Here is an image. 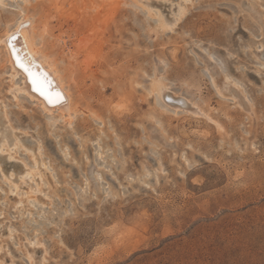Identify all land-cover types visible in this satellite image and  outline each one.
Listing matches in <instances>:
<instances>
[{
  "label": "rangeland",
  "instance_id": "374dc122",
  "mask_svg": "<svg viewBox=\"0 0 264 264\" xmlns=\"http://www.w3.org/2000/svg\"><path fill=\"white\" fill-rule=\"evenodd\" d=\"M10 1L0 35L22 3ZM186 5L175 30L156 36L141 11L119 4L93 75L75 69L71 127L9 99L0 62V143L19 142L0 146V264H264V0ZM154 70L221 129L154 109L143 89ZM222 72L219 94L210 80ZM29 151L39 176L25 177Z\"/></svg>",
  "mask_w": 264,
  "mask_h": 264
},
{
  "label": "bare ground",
  "instance_id": "6f19581e",
  "mask_svg": "<svg viewBox=\"0 0 264 264\" xmlns=\"http://www.w3.org/2000/svg\"><path fill=\"white\" fill-rule=\"evenodd\" d=\"M20 1L22 3L16 5L18 7V10L16 13H14L15 17L13 16V18L8 21L9 23H6L4 32L0 35V62L4 67L3 74L8 82L7 94H9V99L15 101L14 103H16V105L19 107L21 106V108L22 104H20V102L22 101V99H24L25 101H27V103L34 107V109H37L41 115H44L52 125L57 126V124H61L64 125L63 127H71V125L74 124L75 116L81 113L78 101L80 97L75 99L76 97L74 98L73 96L74 89L77 88L76 86L78 85L77 79L74 75L76 73L75 69L76 67L78 69L81 68L80 71H82L83 73L90 71L87 76L93 75L95 68L91 69V66L94 63L96 64V61H98V58L101 56V45L108 40V38H104V35L106 34L107 36H113L110 30H105L107 27L104 28L103 26L107 21H109L110 16L119 7V4L128 5L135 11H141L145 19H150L152 21V29L154 30V34L156 36H159L160 34L163 35L175 30L176 26L183 19L187 11L188 6L186 5V3L189 0H68L66 8L64 6V0ZM3 3L4 0H0V5H2ZM8 3H11V1ZM13 3L15 2H12V4ZM31 5L32 7L36 8H34L33 12L29 11V6ZM55 14L56 16L60 17V19L62 18L61 23L59 21L58 23L60 24H58V26L56 25L57 33H54L53 31L55 27H52L49 24L50 18H52V16H55ZM69 20H73L72 27L68 25ZM62 24L65 25V27ZM84 25L85 28H81V26ZM11 34H15L16 36L14 43L16 49L19 51V54L25 59L30 60L34 64L33 70L46 72L49 74V79L52 81L50 91H61L65 94L66 100L63 103L49 104L45 97L41 96L40 93L34 89L31 81L27 77V74L24 73L21 68L14 65L13 60L10 56L9 46L5 42L7 37ZM72 37H75V39L73 40ZM80 55L83 56L82 59L79 58ZM99 60L101 61V59ZM160 60V63H164V60ZM98 67H102V65L100 64ZM161 67H163V65ZM214 67L218 68L216 69V71L213 70L215 71V74H217V70H220V67L218 65H215ZM161 71L163 72V70ZM82 75L80 77L84 78ZM214 75H211L210 80L211 84H213L214 86L213 88H215L217 93L224 94L223 83L230 78V75L226 72H224L223 74L222 72L220 74V80H217ZM221 80L222 83L220 82ZM133 86H140V82H135L132 87ZM171 86L173 85H170L169 82L165 80V78L163 77V73H161L159 70H154V73L149 77L148 86L143 88L145 91V96L153 97L154 109H156L159 113H164L167 111L171 112L176 117L177 115L182 113L191 115L193 117L202 116L206 120L216 123L208 113L204 112L203 110H201V108H199L198 105H196L195 99L191 97L190 94H188L189 89L187 87L186 88L188 90L182 92L180 90L174 89ZM124 101L125 100H122V98H120L114 105L116 107L122 108L124 105ZM6 105L4 104V109H6ZM87 111H89V115L94 116L99 120V117L95 111ZM156 120L158 121V119ZM216 125L218 129H221V126L218 123H216ZM18 145L19 142H15L14 147L9 148L6 140L4 139L0 143L2 150L6 149V151L16 149ZM37 150H39L40 152L39 146L37 147ZM37 150L36 152H38ZM29 153L30 159H32V166H29L28 168L26 167L25 177H33L34 175H36L35 167L37 164V160L32 151H29ZM100 154L102 153L100 152ZM110 155L112 156V154ZM106 156L108 157L109 155ZM42 164L45 163L42 161ZM161 169L162 168H160L159 170L161 171ZM144 173L145 172H143V175ZM49 174L51 175V173ZM12 184L16 189L17 184ZM29 191L30 190H28V192ZM32 192H30L31 194H26V197L28 199H30L31 196L35 195ZM28 258L29 260H31L29 256Z\"/></svg>",
  "mask_w": 264,
  "mask_h": 264
},
{
  "label": "snow or ice",
  "instance_id": "6c2138e0",
  "mask_svg": "<svg viewBox=\"0 0 264 264\" xmlns=\"http://www.w3.org/2000/svg\"><path fill=\"white\" fill-rule=\"evenodd\" d=\"M15 39V34H11L5 41L9 46L10 56L14 65L21 68L24 73L27 74V77L31 81L34 89L38 91L41 96L45 97L49 104L63 103L66 100L65 94L61 91H50L52 81L49 79V74L33 70L34 64L30 60L22 57L16 49L14 43ZM8 159L11 160L12 158L9 157Z\"/></svg>",
  "mask_w": 264,
  "mask_h": 264
}]
</instances>
